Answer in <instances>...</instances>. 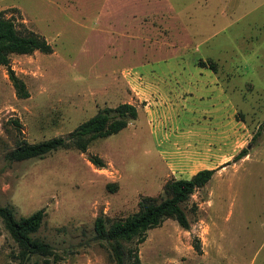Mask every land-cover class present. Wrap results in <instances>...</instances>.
I'll return each mask as SVG.
<instances>
[{
	"label": "rangeland",
	"instance_id": "rangeland-1",
	"mask_svg": "<svg viewBox=\"0 0 264 264\" xmlns=\"http://www.w3.org/2000/svg\"><path fill=\"white\" fill-rule=\"evenodd\" d=\"M202 1L2 0L4 16L41 35L51 52L10 55L25 98L15 95L0 65V205L15 218L42 208L34 236L57 257L18 263L0 219V264H112L105 242L93 239L94 218H122L141 196H158L167 180L202 168L215 170L183 206L188 228L165 217L128 246L142 264H264V43L250 54L251 39L264 40V0ZM219 8L227 15L219 16ZM187 27L208 42L197 45L198 35L197 47L187 42ZM147 48H156L157 61L139 63L151 55H144ZM195 70L221 84L220 96L196 80ZM143 80L151 86V107L137 89ZM120 103L133 104L136 118L83 153L4 157L19 138L65 135ZM241 148L247 154L231 161Z\"/></svg>",
	"mask_w": 264,
	"mask_h": 264
},
{
	"label": "trees",
	"instance_id": "trees-1",
	"mask_svg": "<svg viewBox=\"0 0 264 264\" xmlns=\"http://www.w3.org/2000/svg\"><path fill=\"white\" fill-rule=\"evenodd\" d=\"M51 52V46L38 33L32 30H19L10 17H5L0 10V65L6 69L7 76L19 98L28 96L24 82L18 78L9 65L11 54H31ZM137 115L136 107L130 103H120L113 107H104L89 118L78 123L62 136H54L38 142L29 143L22 138L15 141L13 148L4 157L6 161H22L41 158L59 149H76L85 152L89 143L97 138H104L123 129ZM17 123L16 120L13 121ZM258 132L253 134L254 139ZM247 154L241 148L231 159L237 161ZM87 160L97 168L104 166L95 155H87ZM215 169L204 168L195 171L187 178L167 180L158 196H141L134 212L110 220L105 216H96L92 223L93 239L103 241L108 249L112 264H142L135 249L128 246L131 241L140 243L148 229L158 226L165 217L172 216L177 225L186 230L188 221L184 204L190 196L202 188L211 178ZM191 210L195 205L190 206ZM44 216L43 209H37L28 216L15 218L13 210L7 205H0V219L4 229L16 245L15 259L18 263L31 258L56 259V254L49 243L34 236ZM198 252V242L193 244ZM55 264V263H54Z\"/></svg>",
	"mask_w": 264,
	"mask_h": 264
},
{
	"label": "crops",
	"instance_id": "crops-1",
	"mask_svg": "<svg viewBox=\"0 0 264 264\" xmlns=\"http://www.w3.org/2000/svg\"><path fill=\"white\" fill-rule=\"evenodd\" d=\"M207 1L208 0H203L202 1V4H205V6H206V4H207ZM2 2V0H0V3ZM209 2H210V0H209ZM236 8V7H235ZM169 10L170 11H174V9L173 8H169ZM226 10V8L225 9H218V10H215V11H219L220 12V14H219V16H225V15H227V13L225 14V12H227V11H225ZM221 12H223V15H222V13ZM167 15H169L170 16V19H173V22L175 23L176 21H175V19H177L178 20V16H177V14L176 13H168ZM176 25H177V23H176ZM228 26V25H227ZM195 27V26H194ZM187 30H186V38H187V42H190V43H193V46H195V47H197V45H199V44H204V43H206V42H208L207 40V38L206 37H201L202 35H198V32H197V29L195 30V28H194V30H189L188 29V27L186 28ZM143 30V33H145L144 32V29H141V31ZM225 30H221V32H224ZM142 33V34H143ZM144 35V34H143ZM197 35H198V37L200 36L201 37V41H199L200 43H197V45H195L194 44V40L196 39V37H197ZM132 36H133V34H132ZM142 36V35H141ZM140 36V37H141ZM239 36V35H238ZM133 37H136V36H133ZM236 39H234L233 41H231V40H229L230 42H233L234 43V41H235ZM251 45H250V54H252L253 52H254V48L256 49V48H258L259 49V42H261V43H264V40H259V38L256 36V37H253V39H251ZM224 42V41H223ZM223 42H218V43H223ZM155 50H156V48L154 49H152L151 50V48L150 49H144V55L146 54V52H151V55L150 56H145V57H143L142 59H141V61L139 62V63H142V64H149V63H152V62H156L157 61V59H156V57H155V55H156V53H155ZM195 50H196V48H195ZM236 51H237V53H239V55H240V53H241V51H239V49L236 47ZM153 53H155V55H153ZM152 57L154 58L155 57V59H152ZM240 59L242 58V53H241V55H240V57H239ZM142 64H138V65H142ZM196 71V70H195ZM198 71H200V70H197L196 71V74H197V78H196V80L199 82V81H203L202 82V84H204L205 86H211L210 88L211 89H215V90H217L218 92V96H220V93H222V91H223V88L221 87V84H216L217 83V81L215 80V78H213V79H209L208 77H203V76H199L198 75ZM201 71H204V69H202ZM206 71V70H205ZM250 71H252V67L250 68ZM195 80V81H196ZM212 80V81H211ZM214 86V87H213ZM137 89L139 90H141V91H143V94H144V98L143 99H146L148 102H147V105L148 106H150L151 107V98L149 97V94H148V92L151 90V86L150 85H148V84H146V81L145 80H143V82H141L140 84H139V86H137ZM191 89H193V90H195V89H197V86H195V85H193L192 86V88ZM202 98V97H201ZM217 113H219V111L217 112ZM218 118V120L220 119V117H217ZM216 118V119H217ZM219 125H221V124H219ZM220 129H221V131L222 132H224V134H225V131H224V129H223V126H221L220 127ZM221 131H219V130H217L216 131V134H222L221 133ZM214 134H215V132H214ZM219 138V137H218ZM202 169H204V168H202Z\"/></svg>",
	"mask_w": 264,
	"mask_h": 264
}]
</instances>
